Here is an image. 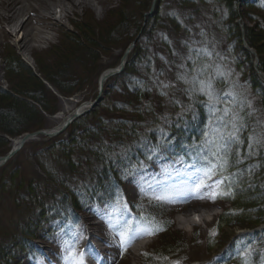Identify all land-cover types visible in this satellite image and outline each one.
Returning <instances> with one entry per match:
<instances>
[{"label": "rangeland", "instance_id": "obj_1", "mask_svg": "<svg viewBox=\"0 0 264 264\" xmlns=\"http://www.w3.org/2000/svg\"><path fill=\"white\" fill-rule=\"evenodd\" d=\"M45 2L47 6L38 0L27 3L37 8L39 13L53 18L54 28L46 30V41L26 43L29 38L23 37L24 31L14 32L27 17L26 6L15 20L0 23V27L9 33L5 38L0 37V88L16 98L17 95L23 98L24 93L29 92L24 91L26 86L31 88L36 84L35 75L43 87V100L50 108L45 111L35 103L41 115L28 124V130L17 136L6 135L7 140L0 146V157L26 133L55 129L77 106L98 97L100 102L95 107L96 113L94 108L83 116H86L84 119L79 118L82 121L77 123L70 147L59 146L55 142L59 137L44 144L41 140L31 141L26 144L19 160L13 163L16 166L21 164L18 168L0 169V262L10 258L9 264H67L64 242L73 235H82L77 249L81 252L92 249L97 255L96 259L86 255L85 264H111L113 261H117L116 264H175L177 261L180 264L196 261L202 264H235L228 263L224 258L225 251L231 254L229 259L238 257L245 262V257L238 252L246 246L252 248V257L246 258L247 264H264V235L260 232L257 237L250 233L253 229H249L253 226L257 229L264 223L257 227L256 224L229 226L220 223L222 213L231 209L226 196L219 195L221 191H228L225 189L228 181L219 186L214 184L220 175L204 180L211 187L189 189L185 194L186 202H157L152 199L151 192L143 194L139 187L142 178H157L164 168L174 163L182 176L193 171L190 167L185 168L192 162L183 159L184 164H180L177 161L181 156L173 153L179 140L187 141L172 137L183 127V119L196 122L198 106L205 108L199 102L205 99L203 96L194 98V112H183L181 107L192 102L181 90L186 86L176 82L177 65L181 63V56L188 52L184 41H198V47L213 51L211 61L207 57L204 61L231 70L230 80L234 90L240 98L251 100L256 110L249 118L251 125L255 126L257 119L264 120V94L249 81L251 64L243 50L252 54V66L256 56L259 63L260 56L264 59V0H159L152 14V0ZM21 6L23 4L20 3L18 7ZM1 12L3 9H0ZM246 27L258 34L259 49L249 45L247 36L250 35ZM201 32L205 35L201 36ZM24 40L25 46L30 44L32 47L24 48L21 45ZM134 41H137L139 49L130 57L132 67L112 77L103 92L99 93L100 75L106 69L117 66L124 49ZM21 61L33 75L18 64ZM41 69L54 78L57 73L60 76L61 73L69 75L67 80L58 75V80L74 91L62 94L39 72ZM154 72H163L158 76L159 80L176 83L175 89L165 90L168 96L160 95V90L154 86ZM135 80L141 81L143 87H129ZM214 83L220 91H227L230 87L228 82L222 83L219 79ZM173 100L180 103L176 104ZM206 112L208 114L207 109ZM161 128L166 132V147L158 158L149 159L147 147L165 140L159 131ZM242 135L246 136L247 132ZM106 147L111 148V153ZM122 149H127L125 155H121ZM260 153L264 156V151ZM136 155L138 159L133 160ZM105 158L113 162L127 158V162H124V168H117L120 171L114 175L116 181L107 177L95 187L101 181L100 165ZM70 162H73L72 165H69ZM140 162L145 167L140 169L138 176L126 175L128 169L138 167ZM53 177L77 188L75 194L87 204L84 210H78L77 215L63 214L67 221L53 217L42 222L39 216L48 209L34 204L31 189L38 186L40 190L41 186L37 184L42 179L53 186L56 182ZM181 178L174 177L170 182H178ZM117 193L127 203L129 219L136 218L131 212V206H135L139 214L150 217L164 229L159 236L151 237L149 242L135 245L133 251L130 246L138 239L124 251L113 228L115 217L106 207ZM212 194H216L214 201L209 199ZM47 199L51 202L52 198ZM106 212L109 214L106 215ZM188 213L190 223L187 221ZM46 215L50 217L51 213L46 212ZM136 221L139 219L131 222L135 224ZM24 228L34 232V237L25 236L22 232ZM240 232H249L250 235L240 236ZM173 238L178 239L171 248L174 250L166 252V245Z\"/></svg>", "mask_w": 264, "mask_h": 264}, {"label": "snow or ice", "instance_id": "obj_2", "mask_svg": "<svg viewBox=\"0 0 264 264\" xmlns=\"http://www.w3.org/2000/svg\"><path fill=\"white\" fill-rule=\"evenodd\" d=\"M176 15V13H170ZM178 18V17H177ZM181 23H183L181 21ZM191 31V29H189ZM201 36L205 33L201 32ZM168 40L167 36H164ZM171 43V41H168ZM200 42L193 40L191 43L184 41L188 52L185 56H181V63L177 65L176 82L182 83L186 87L181 89L189 98L187 105H181L183 112H194L195 97L203 96L205 99L199 101L204 105L209 114V121L205 130L201 132L200 139L191 145L192 151L188 153L191 156V165H185V168H192L193 171L182 176L180 169L175 167V163L164 168L157 178L143 179L139 184L140 191L143 194L152 193V199L162 203H179L186 202L185 194L191 188L211 187L204 183L205 179H211L213 175L219 173L220 179L214 181L219 186L228 181L226 187L228 191H221L220 196H232L233 186L239 187L241 178L245 174L249 177L247 181L250 188L254 185L250 182V178L254 174V170L260 167L259 164L249 165L246 169L229 173V169L235 165H240L246 159L258 156L264 151V120L257 119L255 126L251 125L249 118L255 113L252 101L246 97L240 98V95L231 85V70H224L219 64L205 62L207 57L211 61L213 51L207 47H198ZM176 55V53H173ZM216 55H219L218 53ZM161 59H164L161 57ZM223 59V58H222ZM189 62L191 67H189ZM211 69V71H209ZM163 72H154L153 84L160 90V95L168 96L166 89H175L176 83L165 82L158 79ZM228 82L230 87L227 91L217 90L215 81ZM140 86L143 84L139 80H135L129 87ZM172 102L179 104L178 100ZM247 109V111H246ZM183 112L181 115H183ZM166 119V118H165ZM161 136L165 140L155 145H149L147 152L148 158L154 156L159 157L162 149L166 147V132L163 128L159 129ZM246 136L242 134L246 133ZM245 140L247 144L245 145ZM245 149V155L241 156V149ZM127 149H122L121 155H125ZM178 163L184 164L183 157H178ZM145 167L143 162L139 166H133L128 169L126 175L133 177L138 176L140 169ZM225 173H228L225 175ZM174 177H182L178 182H170ZM264 187V185H262ZM203 198V197H199ZM213 201L216 194L209 196ZM110 209V213L114 215L116 223L113 225L115 234L119 239L120 245L124 251L136 239L145 235H156L164 229L159 226H153L152 222L135 221V217L128 218L127 203L122 201L119 193L116 194L113 201L106 206ZM106 215L109 213L106 212ZM82 235H73L70 240H66L63 244L65 252L64 259L67 264H85V256L89 255L93 259L97 258L96 252L92 249L81 252L77 249V243L82 239ZM251 246H246L238 252V255L245 257L244 264H247V257L251 254ZM147 255V253H145ZM175 264H180L179 261Z\"/></svg>", "mask_w": 264, "mask_h": 264}, {"label": "trees", "instance_id": "obj_3", "mask_svg": "<svg viewBox=\"0 0 264 264\" xmlns=\"http://www.w3.org/2000/svg\"><path fill=\"white\" fill-rule=\"evenodd\" d=\"M234 14L237 15L236 10ZM125 23H126V19L124 20L123 24ZM246 30L249 32V35L251 36V37L247 36V41L249 45L251 47L259 49V46L257 45V43H259L258 34L253 31L251 32L250 29L247 27H246ZM138 49H139V46H137V42H136V46L133 49L132 54L129 56L127 66L124 72H127V70L132 67L130 57L134 53H136ZM92 50L93 48H91V51ZM243 50L245 54L249 56L248 57L249 63L251 64L252 75L250 76L249 81L252 83V85L258 92L264 94V82L262 81L261 78H259L254 67L252 66L253 56L248 50L244 48ZM18 64L24 67L25 69H28L31 75H33L30 68L27 65H25L23 61L19 62ZM259 68L262 71H264V59L261 56H260ZM39 72H41L42 75L49 81V83L54 85L62 94L67 95V94H71L74 91V89L69 88V86L66 85V83L64 84L60 80H58L59 73H57V76H55L54 78L53 75L47 74V72H45L43 69L39 70ZM61 74L62 76L59 75V77L64 78L65 80L69 79V75H63L64 73H61ZM33 76L37 80L36 84L32 85L31 88L29 86H26V89H24V91L25 92L29 91V92L24 93L23 98H18L19 97L18 95L16 98L8 94L9 93L8 91L0 88V146L4 144L5 141L7 140L6 135H10V136L19 135L22 132L30 128V125H28L30 122H35L38 119V116L41 114H40L38 107L35 105V103L39 104L45 111H49L50 109L49 105L45 103V101L43 100V87L41 86L39 79L35 75ZM111 80L112 79H109L106 85H108L109 81ZM10 98H12V100ZM196 111H197L196 122H194L193 120L185 121V119H183L184 125L185 126L187 125V126L185 127L183 125V127H180L178 129L179 133L175 136L172 135L173 138L179 139L181 137L184 139L189 138L193 140L195 137L196 139L199 140L201 136V132L204 131L203 129L205 128L206 123L208 124L209 115L206 112V108L202 107L201 109L200 106H198V109ZM93 112L96 113L97 108H95ZM85 117L83 118L81 117V118L84 119ZM82 119H78L77 121L73 123L69 140L63 142V141H60V139H58V141H55V142L61 147H65V146L70 147L71 146L70 141L73 138L74 131L77 128L78 124L82 121ZM190 125H192V128L188 129ZM120 126H124V125H120ZM44 143H49V142H43V144ZM182 146L184 145L181 144L180 148ZM106 148H108L109 149L108 152L111 153V148L110 147H106ZM138 154H142V152H138ZM244 155H245V150L241 149V156H244ZM137 159H138V155H136L133 158V160H137ZM124 162H127V158H125L124 160L119 159L117 160V162H113L112 159H109V158L102 159V162L100 165L101 170L99 173L101 175V179L99 178V180L101 181L97 183L95 187L100 186L102 182L104 181V179L107 177L108 178L112 177V180L116 181V178L114 175L119 170L117 168L124 167L123 166ZM13 163L14 162H9L3 168L11 167V166L18 168L21 165V164H18L16 166V165H13ZM72 163L70 162L69 165H72ZM253 164L260 165L258 169L254 170V174L250 178V182L254 185V187L250 188L248 186L247 181L249 180V177L246 174L245 176L241 178L239 187L233 186L232 188L233 195L225 197V199H228L229 202L231 203V209L223 212L222 215L220 216V223L222 225L241 226L244 224H250V225L256 224L255 226L257 227L258 225H261L262 223H264V187H262V185H264V156L263 154L260 153L258 156H254L250 159H246L244 160L242 164L235 165L231 167L228 171L229 173L237 172L238 170L246 169L249 165H253ZM217 174L219 175V173ZM227 174L228 173H225V175ZM53 180L56 181V182H53L54 187L47 180H43V179L38 180L37 185L41 186V189L38 190L39 187L37 186L35 187V189L34 188L31 189L32 190L31 194L29 193L32 196V201L35 202L34 204H38L39 208L45 207L48 209L47 211H43L42 213L43 218H41L42 216H39L40 221L42 222L43 220L44 221L46 219L49 220L54 216H61L62 214H65L66 212L76 213L75 211L83 209L86 205L82 202V199L75 194V192L77 191V188L71 187L70 185L67 184L66 181H63L60 179L58 180V178L56 177H53ZM225 189L228 190L227 187H225ZM28 192H31V191L28 190ZM47 198H52L50 200L51 202H49ZM88 198L91 199V197H88ZM57 209H59L60 211ZM46 212L51 213L50 217L46 215ZM232 219H234L235 221H232ZM242 219L245 221H243ZM242 222H245V223H242ZM253 228L255 227L253 226L249 229H253ZM22 232L25 236L34 237V232H32L31 230L27 228L26 229L24 228ZM262 232L264 235V231ZM177 240L178 239L173 238L170 240L172 242L167 243L166 245L167 249H165L166 252L174 250L171 248L175 246L174 243H176ZM250 256L252 257V255ZM10 260H11L10 258L6 260L3 259L0 262V264H9ZM258 262L259 260L256 259V263ZM238 263L244 264L243 259L238 258Z\"/></svg>", "mask_w": 264, "mask_h": 264}, {"label": "bare ground", "instance_id": "obj_4", "mask_svg": "<svg viewBox=\"0 0 264 264\" xmlns=\"http://www.w3.org/2000/svg\"><path fill=\"white\" fill-rule=\"evenodd\" d=\"M38 1L41 4H45V6H47V3L45 2V0H38ZM27 2H29V0H0V9H3V12H1V14H0V23L2 21L6 22V21H9V20L10 21L15 20L19 16V14L22 12V10L25 8L24 6H26L27 12H28L27 17L24 18V20L22 21L21 26L17 28L19 30L15 29L14 32H18L19 33L20 31H24L23 37L24 36L28 37L29 38V42H26L24 40L21 43V45L24 48L29 49L30 47H32V45L30 46L31 42L34 43V42H39V41L40 42L41 41H46V39L48 38V35H46V30H49V29L53 30L54 26H52V24L54 22H53V18L51 16H46L44 14L39 13V10L37 8L33 7L32 5H29V3H27ZM20 3L23 4V6H21L19 8L18 6H19ZM74 7H76V6H74ZM75 10L76 9L74 8V11ZM6 36H9V33H7L3 28L0 27V37L5 38ZM22 39H24V38H22ZM21 41L22 40H20V42ZM25 42L26 43H30V44L25 46V44H24ZM78 107L79 106H77L74 110L72 109L73 110L72 113ZM72 113L69 114V117L72 115ZM14 144H16V143H14ZM186 216H187V221L190 223L191 222V220L189 219L190 213H188ZM140 239L141 238L136 240L133 244L138 242ZM139 243H146V242L139 241L135 245H137ZM140 246H142V245H140ZM137 249H138V247L134 248V250H137ZM116 263H117V261H113L111 264H116Z\"/></svg>", "mask_w": 264, "mask_h": 264}, {"label": "water", "instance_id": "obj_5", "mask_svg": "<svg viewBox=\"0 0 264 264\" xmlns=\"http://www.w3.org/2000/svg\"><path fill=\"white\" fill-rule=\"evenodd\" d=\"M156 1L157 0H154L153 3H152L151 11H150L151 14L153 13V10L155 8ZM129 51H130V49H128L125 52V54L123 56V59H122V61L120 63V66L118 68L110 69V70H108V71L103 73V75L101 76V79H100L101 88H103V85H104V82H105L106 79H108L109 77H112V76H114V75H116L118 73H121L125 69L126 60H127ZM252 53H255V52H252ZM257 60H258V57H257ZM258 73L264 79V73L262 71H260V70H258ZM99 102H100V98L98 97L93 103H91L89 105H86L85 107H82L80 110L76 111L69 120H67L66 124L70 123V121H72L74 119H77V118L81 117L82 115H84L85 113L89 112L91 106L94 107ZM66 124H65V126H66ZM57 132H58L57 130H51V131H49V130H38V131L26 133L23 137H21L20 144L16 148L12 149V151L8 155L0 157V165L5 163L12 155H14L15 152L18 151L20 149V147L25 142H27L29 140H34L36 138H39V136H42V135L54 136V135L57 134Z\"/></svg>", "mask_w": 264, "mask_h": 264}]
</instances>
